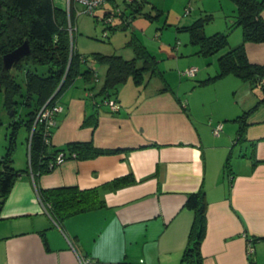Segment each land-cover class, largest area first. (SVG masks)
<instances>
[{"label":"crops","instance_id":"1","mask_svg":"<svg viewBox=\"0 0 264 264\" xmlns=\"http://www.w3.org/2000/svg\"><path fill=\"white\" fill-rule=\"evenodd\" d=\"M229 1L233 15H225L222 26L206 33H226V48L204 55L198 45L180 50L179 43L170 46L172 64L183 68L177 83L136 32L143 24L138 15L126 28L115 29L130 27L124 44L128 57L116 54L133 58L130 40L138 43L154 57L155 71L146 72L141 84L128 77L102 102L97 92L106 65L90 59L86 66L93 78L78 76L62 91L47 150L91 141L112 152L67 158L43 173L16 168L20 172L0 210V264H80L79 256L94 259V264H264V101L259 102L264 92L232 73L198 84L217 73L222 53L241 44L251 63L264 64V41H243L241 27L233 25L235 3ZM114 3L124 6L122 0H106L100 7L112 8ZM260 15L264 19V11ZM194 21L177 29L185 30ZM114 22L121 25L122 19L115 16ZM77 44L75 49L86 56L98 52ZM166 49L156 52L168 54ZM188 67L197 70L183 74ZM201 112L216 122L212 127L222 124L218 133L200 121ZM242 114L241 128L237 118ZM124 175H132L134 182L102 187ZM62 186L96 188L102 204L56 223L39 190ZM198 190L207 201L206 228L200 261L190 263L182 256L194 210L185 200Z\"/></svg>","mask_w":264,"mask_h":264},{"label":"trees","instance_id":"2","mask_svg":"<svg viewBox=\"0 0 264 264\" xmlns=\"http://www.w3.org/2000/svg\"><path fill=\"white\" fill-rule=\"evenodd\" d=\"M232 1L236 6L233 25L241 27L243 41H264V19L260 15L264 11V0ZM73 3V0H70L69 9H67L57 6L53 0H0V89L4 91L7 107L13 106L15 96L22 95V88L12 76L11 70L7 75L1 74V56L28 40L29 53L15 62L12 67L21 66L22 63L47 66L46 75H40L30 70L25 73L26 98L24 104L31 105L32 101L35 104V108L28 112V118L24 122L29 132L28 168L25 169L27 171L43 173L52 169L50 164L53 163L59 152H63L66 159L80 160L112 152V150L94 146L91 141L69 142L50 152L47 150L48 144L43 142L41 124H35L41 106L45 103L47 105L57 103V98L62 91L73 84L78 76L83 77L85 81H90L93 78L92 69L86 66L90 59L106 65L105 79L97 92V95L102 96V102L105 98L116 93L118 87L128 77H131L134 83L141 84L146 72L153 73L155 71L154 57L143 46L131 40L134 57L130 59H125L116 53L93 52L88 55L89 57L79 53L74 46V30L71 33L69 30V23L74 26ZM144 3L145 0H141L134 5L129 4L127 11L120 17L121 25L113 21V23L104 25L102 32L108 28V37L109 31H113L119 26L126 28L137 15L152 18L151 15L142 11ZM112 8L103 7L101 15L109 14ZM95 10L92 15L98 17L99 14ZM210 17V15L200 17L184 27L189 33L190 42L198 45L199 52L204 55L216 53L227 46L226 33L216 32L211 35L204 33L203 26L210 20ZM230 73L244 81H249L253 88L259 86L264 92V64L251 63L246 56L243 44L229 48L222 53L218 57L217 73L198 81V84L211 82ZM261 101H264V96L259 102ZM244 117L245 114H242L237 118L241 128L244 125ZM86 122L84 121V123ZM11 125L14 129L11 132L10 147L0 158V210L20 172L11 164L13 160L12 146L15 144L14 137L20 122L13 120ZM133 182L132 175H124L112 179L102 187L116 189ZM39 196L56 223H60L67 216L102 204V199L96 188L84 190L75 186L43 188L39 190ZM185 205L194 210V220L182 257L190 263L199 262V247L206 228L207 201L204 191L198 190L190 193L185 200Z\"/></svg>","mask_w":264,"mask_h":264},{"label":"rangeland","instance_id":"3","mask_svg":"<svg viewBox=\"0 0 264 264\" xmlns=\"http://www.w3.org/2000/svg\"><path fill=\"white\" fill-rule=\"evenodd\" d=\"M57 6L64 8L68 7V0H53ZM121 3V0H118ZM148 2L143 8V12L154 16L161 10L159 18L151 19L143 15H138L136 18L138 21L143 20L141 26H137L136 32L139 37L144 41V44L148 49L156 54L158 59H162L161 69L167 72H173L176 79L172 81L177 83L179 81V71L183 68L174 66L173 59L175 58L174 50L170 48L171 45L179 43L178 48L186 46H196L189 43V33L185 30L177 29L187 25L197 19L199 16L204 17L206 14L212 18L204 25L205 34H210L213 29H217L223 25L225 15L234 13L233 4L229 0H147ZM70 2V0H69ZM74 25L79 26L74 30V44L77 47L80 43V49H87L88 51H98L102 53H120L124 57H128L125 54L126 47L125 41L129 38L130 30L117 29L109 31L108 37L102 36V29L104 24L97 17L90 13L83 11V6L74 2ZM110 4V3H109ZM111 5V4H110ZM190 5L189 11L185 9ZM103 7H98L95 12L101 13ZM78 11H81L77 13ZM101 14H99L100 16ZM115 21V19H114ZM139 24V23H138ZM74 26V27H75ZM76 28V27H75ZM134 29V28H133ZM156 35L158 37H156ZM79 47V46H78ZM160 47L169 48L166 49L168 54H159L158 49ZM177 50V52L179 51ZM172 52V53H170ZM178 57V56H177ZM27 70L35 71L40 75L47 74V66L24 64L12 67L11 74L18 84L22 88V95L14 97L15 103L11 108L7 107L5 103V96L3 89H0V158L5 154L8 147H10L11 132L14 129L11 125L13 120L20 122L15 133V144L12 146V166L21 168L23 170L28 168V147H29V132L25 125V120L28 118V112L35 108L34 101L31 105L24 104L25 101V73ZM186 77H182L185 80ZM187 79V78H186ZM192 80L194 78H191ZM190 80V79H187ZM199 119L201 122L206 123L209 129L212 130L211 123L203 112L200 113ZM212 127V128H211ZM211 133H213L211 131ZM211 140L212 137H211ZM237 153V152H236ZM235 153V154H236Z\"/></svg>","mask_w":264,"mask_h":264},{"label":"built area","instance_id":"4","mask_svg":"<svg viewBox=\"0 0 264 264\" xmlns=\"http://www.w3.org/2000/svg\"><path fill=\"white\" fill-rule=\"evenodd\" d=\"M106 0H73V2H78L83 6V11L92 14L94 10L97 7H100L104 5ZM141 0H122L124 3V6H120L117 3H114L112 6V11L109 12V14L106 15H100L97 18L102 21L104 25H108L110 23H113L115 16H123L125 11L128 9V5H134L137 2H140ZM190 8V5L186 7L185 11L188 12ZM69 9V0H68V7ZM81 11L77 10V13ZM69 30L70 33L74 30V26L69 23ZM107 32L108 28L103 30L102 36L107 37ZM197 68L196 67H188L185 70H183V74L187 75H192L196 72ZM113 108H116L117 105L112 104ZM61 110V106L57 103L47 105V103L43 104L41 108L39 109L36 119H35V124L40 123L42 127V134H43V142L46 144H49L50 142V135H51V130L54 128L56 124L55 120V115L57 112ZM222 124L218 123L214 127V133H218L221 130ZM66 159V156L64 155L63 152H59L55 156V160L53 163L50 164V167L53 168L57 165H59L61 162H63ZM246 250L247 252L252 251L251 247V242L248 240L247 245H246ZM79 262L80 264H94V259L87 257V256H79Z\"/></svg>","mask_w":264,"mask_h":264},{"label":"water","instance_id":"5","mask_svg":"<svg viewBox=\"0 0 264 264\" xmlns=\"http://www.w3.org/2000/svg\"><path fill=\"white\" fill-rule=\"evenodd\" d=\"M29 51H30L29 42L28 40H25L19 46L3 54L1 56V61H2L1 74L7 75L10 72L13 64L18 60H20L23 56L28 54Z\"/></svg>","mask_w":264,"mask_h":264}]
</instances>
